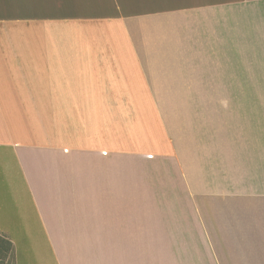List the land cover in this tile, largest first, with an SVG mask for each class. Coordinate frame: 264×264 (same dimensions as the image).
Here are the masks:
<instances>
[{
  "label": "crops",
  "instance_id": "crops-1",
  "mask_svg": "<svg viewBox=\"0 0 264 264\" xmlns=\"http://www.w3.org/2000/svg\"><path fill=\"white\" fill-rule=\"evenodd\" d=\"M204 1L0 0L12 264L226 262L264 202V0ZM171 106L196 107L192 167L163 160Z\"/></svg>",
  "mask_w": 264,
  "mask_h": 264
},
{
  "label": "rangeland",
  "instance_id": "rangeland-1",
  "mask_svg": "<svg viewBox=\"0 0 264 264\" xmlns=\"http://www.w3.org/2000/svg\"><path fill=\"white\" fill-rule=\"evenodd\" d=\"M147 1L159 11L172 4V2L165 3L169 0ZM204 2V4L209 3V0ZM195 15H197L195 11H180V13L179 11H169L167 17L177 20L179 17L192 18ZM195 108L194 106L161 107L165 114L164 120L169 128V134L178 146V155L174 154L166 158L162 156L163 160H180L187 163L188 167H192L194 162ZM252 204L254 207L247 208L246 212H242V208L238 210L236 208L235 219L228 225L229 229L235 227L236 231L232 230V233L222 235L228 245L227 250L222 251V257L226 258L224 264H264V202ZM222 219L224 222L227 221L226 216ZM3 241L7 243V240L0 236V264H12V260L6 259L11 248Z\"/></svg>",
  "mask_w": 264,
  "mask_h": 264
},
{
  "label": "trees",
  "instance_id": "trees-1",
  "mask_svg": "<svg viewBox=\"0 0 264 264\" xmlns=\"http://www.w3.org/2000/svg\"><path fill=\"white\" fill-rule=\"evenodd\" d=\"M3 243L11 248V245L8 242L6 243L3 241Z\"/></svg>",
  "mask_w": 264,
  "mask_h": 264
}]
</instances>
